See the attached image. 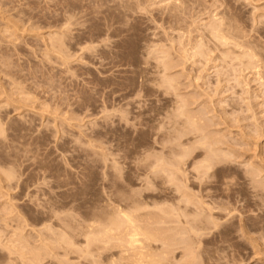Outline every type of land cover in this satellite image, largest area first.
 Returning a JSON list of instances; mask_svg holds the SVG:
<instances>
[{
    "label": "rangeland",
    "instance_id": "374dc122",
    "mask_svg": "<svg viewBox=\"0 0 264 264\" xmlns=\"http://www.w3.org/2000/svg\"><path fill=\"white\" fill-rule=\"evenodd\" d=\"M261 59L264 0H0V236L94 264L75 222L135 202L171 264H264Z\"/></svg>",
    "mask_w": 264,
    "mask_h": 264
},
{
    "label": "bare ground",
    "instance_id": "6f19581e",
    "mask_svg": "<svg viewBox=\"0 0 264 264\" xmlns=\"http://www.w3.org/2000/svg\"><path fill=\"white\" fill-rule=\"evenodd\" d=\"M177 2V1H176ZM145 6V5H144ZM85 11V10H84ZM229 21H230V19H229ZM231 23V22H230ZM179 24V23H178ZM212 24V23H211ZM215 24V23H214ZM224 24H226V23H224ZM232 24V23H231ZM220 25V24H219ZM230 24H228L227 26H229ZM6 26V25H5ZM216 26V25H215ZM221 26V25H220ZM222 26H224V25H222ZM226 26V27H227ZM231 27H233L232 25H231ZM217 28V27H216ZM179 29V28H178ZM221 29V28H220ZM224 29L225 30H229L228 28L226 29L225 27H224ZM224 29L222 30V31H224ZM217 30H218V32H217ZM216 30V32L219 34V31H221V30H219V29H217ZM214 31V30H213ZM221 31V32H222ZM229 31H231V30H229ZM216 32H214V33H216ZM232 32H235V31H232ZM212 35H213V33H211ZM210 34V35H211ZM222 34H225V32H222ZM13 35V34H12ZM219 35H221V34H219ZM226 35V34H225ZM222 36V35H221ZM213 37V36H212ZM227 37V35L226 36H224V41H228L229 39H231V38H229V39H227L226 38ZM218 38H221L220 36L218 37ZM218 38H215L217 41L219 40ZM234 38V37H233ZM222 39V38H221ZM227 39V40H226ZM233 40V39H232ZM234 40H236V39H234ZM59 41V40H58ZM219 41H221V40H219ZM231 41V40H230ZM237 41V40H236ZM235 41V42H236ZM65 43V42H64ZM203 43V42H202ZM227 43V42H226ZM234 43V42H233ZM230 44H232V43H229V45ZM239 44V43H238ZM221 45H223V44H221ZM226 45H228V44H226ZM225 45V46H226ZM235 45V44H234ZM242 45V44H241ZM203 46V45H202ZM224 46V45H223ZM238 46V45H237ZM243 46V45H242ZM59 47V46H58ZM234 47V46H233ZM248 47V46H247ZM255 47V46H254ZM201 49V48H200ZM260 49V48H259ZM262 49V48H261ZM186 50V49H185ZM203 50V49H202ZM231 51V50H230ZM256 52V51H255ZM261 54V53H260ZM263 54V53H262ZM251 55V54H250ZM256 55H258V53H256ZM228 56V55H227ZM261 56V55H260ZM263 56V55H262ZM244 57H245V54H244ZM243 57V58H244ZM261 58V57H260ZM252 60V59H251ZM262 60V59H261ZM262 61H264V60H262ZM262 65V64H261ZM264 70V69H263ZM264 72V71H263ZM261 74V73H260ZM262 74H264V73H262ZM263 76V75H262ZM170 82H172V81H170ZM171 84V83H170ZM184 113V112H183ZM182 113V114H183ZM188 114V113H187ZM191 115V114H190ZM187 116V115H186ZM198 116V115H197ZM196 116V117H197ZM191 117V116H190ZM188 118V117H187ZM192 118V117H191ZM190 118V119H191ZM200 118V117H199ZM193 119H196V118H193ZM193 119H191V120H193ZM2 120V119H1ZM189 121V120H188ZM194 121V120H193ZM196 121V120H195ZM190 122H192V121H190ZM188 123V122H187ZM195 123V122H194ZM2 124V123H1ZM190 124H192V123H190ZM3 125V124H2ZM2 125H0V126H2ZM185 125H186V123H185ZM194 125V124H193ZM177 126V125H176ZM191 126V125H190ZM194 128V127H193ZM197 128V127H196ZM24 131V130H23ZM196 131V130H195ZM198 131H201V130H199L198 129ZM1 132V131H0ZM205 134V133H204ZM207 134V133H206ZM195 136V135H194ZM208 138H210V137H208ZM130 141V140H129ZM125 143V142H124ZM184 150H186V149H184ZM187 151H189V150H187ZM220 152V151H219ZM15 153V152H14ZM213 153V152H212ZM162 154V153H161ZM217 155V154H216ZM215 155V156H216ZM146 156V155H145ZM144 156V158L143 159H145V158H147V157H145ZM208 156V155H207ZM139 157V156H138ZM169 157V156H168ZM170 158V157H169ZM180 159V158H179ZM145 161V160H144ZM163 161V160H162ZM171 161V160H170ZM213 161V160H212ZM211 161V162H212ZM217 161V160H216ZM221 161V160H220ZM141 162H143V161H141ZM151 162V161H150ZM161 162V161H160ZM202 162V161H201ZM205 162H207V164H208V160H205ZM167 163V162H166ZM200 163V162H199ZM175 164V163H174ZM154 165V164H153ZM157 165V164H156ZM167 165H168V163H167ZM171 165V164H170ZM170 165H168V166H170ZM13 166V165H12ZM161 166V165H160ZM165 166V165H164ZM175 166V165H174ZM173 166V167H174ZM204 166V165H203ZM209 166H212V165H209ZM131 167V166H130ZM136 167V166H135ZM172 167V168H173ZM176 167V166H175ZM212 167H214V166H212ZM15 168V167H14ZM114 168V167H113ZM154 168V167H153ZM171 168V167H170ZM211 167H209V169H210ZM116 169V168H115ZM138 169H139V167H138ZM151 169V168H150ZM155 169H157V167L155 168ZM206 169V168H205ZM208 169V170H209ZM212 169V168H211ZM210 169V170H211ZM12 170V169H11ZM14 170V169H13ZM130 170H131V168H130ZM133 170V169H132ZM177 170V169H176ZM182 170V169H181ZM180 170V171H181ZM208 170H206L207 172H208ZM254 170V169H253ZM256 170H258V169H256ZM3 171V170H2ZM9 171V170H8ZM17 171V170H16ZM138 171V170H137ZM259 171V170H258ZM15 171H13V174H15L14 173ZM134 172V171H133ZM148 172V171H147ZM212 172V171H211ZM218 171H216V173H217ZM257 172V171H256ZM260 172V171H259ZM6 173H8V172H6ZM17 173H19V172H17ZM121 173V172H120ZM181 173H183V172H181ZM180 173V174H181ZM199 173V172H198ZM205 173V172H204ZM261 173V172H260ZM9 174V173H8ZM129 174H131V173H129ZM144 174V173H143ZM178 174V173H177ZM252 174V173H251ZM259 174V173H258ZM2 175V174H1ZM176 175V174H175ZM209 175H211V174H209ZM213 175V174H212ZM9 176H11V175H9ZM172 176V175H171ZM249 176V175H248ZM251 176V175H250ZM8 177V176H7ZM148 177V176H147ZM160 177V176H159ZM3 178V177H2ZM17 178V177H16ZM176 178V177H175ZM253 178V177H252ZM257 178V177H256ZM8 179H12V178H8ZM14 179V178H13ZM130 179V178H129ZM128 179V181H129V183L131 184V181ZM148 179V178H147ZM250 179H251V177H250ZM249 179V180H250ZM0 180H3V179H0ZM132 180V179H131ZM151 180V179H150ZM162 180V179H161ZM173 180V179H172ZM178 180V179H177ZM188 180V179H187ZM256 181L257 182V180L256 179H253V181ZM156 181V180H155ZM155 181H153V182H155ZM182 181V180H181ZM251 181V180H250ZM253 182V184H255L256 182ZM1 182V181H0ZM10 182V181H9ZM28 182V181H27ZM132 182H135V180L133 181L132 180ZM1 183H4V182H1ZM149 183V182H148ZM142 184V183H141ZM150 184H153V183H150ZM183 184V183H182ZM186 184V183H185ZM251 184V183H250ZM27 185V184H26ZM154 185V184H153ZM178 185V184H177ZM257 185H260V184H258L257 183ZM149 186V185H148ZM148 186H146V187H148ZM152 186V185H151ZM150 186V187H151ZM1 187V186H0ZM6 187V186H5ZM162 187V186H161ZM22 188V187H21ZM176 188V187H175ZM181 188V187H180ZM185 188V187H184ZM12 189V188H11ZM147 189V188H146ZM187 189H188V187H187ZM258 189H261V187L260 188H258ZM157 190V189H156ZM177 190H178V188H177ZM256 190V189H255ZM105 191V190H104ZM134 191V190H133ZM179 191H181V190H179ZM262 191V190H261ZM2 192H4V191H2ZM182 192V191H181ZM105 193V192H104ZM1 194V193H0ZM4 194V193H3ZM152 194L153 195H157V194H154V193H151L150 195L152 196ZM169 194V193H168ZM256 194H260V191L258 192V193H256ZM33 195H35V194H33ZM112 195V197H114V195L113 194H111ZM134 195V194H133ZM149 195V194H148ZM201 195V194H200ZM262 195V194H261ZM263 195H264V193H263ZM137 196H141V195H137ZM161 196V195H160ZM182 196H184V195H182ZM106 197V196H105ZM149 197V196H148ZM146 195H145V197L144 198H148ZM165 197V196H164ZM199 197H201V198H203L202 197V195L201 196H199ZM257 197V196H256ZM34 198V197H33ZM109 198V197H108ZM133 198V197H132ZM132 198H129L128 200H130V199H132ZM136 198V197H135ZM154 198V197H153ZM153 198L151 199L150 197H149V199H151V200H153ZM158 199V196L157 197H155L154 199ZM162 198V197H161ZM166 198H167V196H166ZM177 198V197H176ZM178 198H180V197H178ZM195 198V197H194ZM163 200H166V201H168V199H164V198H162ZM173 199V198H172ZM183 199H186V198H182V200L181 199H179L178 201H180V202H183ZM106 200V199H105ZM109 200H110V198H109ZM112 200H114L113 198H112ZM133 200V199H132ZM132 200H131V202H132ZM134 200H138V198L137 199H134ZM141 200V202H142V199H140ZM139 200V201H140ZM145 200H147V199H145ZM163 200H161V201H163ZM173 200H175V199H173ZM194 200H196V199H194ZM201 200V199H200ZM210 200H212L213 201V199H210ZM12 201V200H11ZM104 201V200H103ZM111 201V200H110ZM117 201V200H116ZM138 201V202H139ZM149 200H147L146 201V203L148 202ZM204 201V200H203ZM105 202H108L107 200L105 201ZM118 202V201H117ZM186 202H190L189 200L188 201H186ZM208 202V201H207ZM206 202V203H207ZM213 202H215V200L213 201ZM213 202H211V204L213 203ZM118 203H123V202H121V201H119ZM118 203H116V202H110L109 203V211L107 210V212L103 215V216H100L101 217V219H99V218H97V219H92V218H84L83 219V221L81 220H78V222H75V224L77 223L78 224V228H79V233L78 234H80V236H83L84 237V241H85V248H86V253H88L87 254V256H93L94 257V259L92 258L91 260H93V263L94 264H171L168 260H167V257H168V255H169V251H168V249H169V247H173V246H170V244H169V239L168 238H166V237H164V238H161V236L158 234V232H157V229L155 230V229H150V227L148 228L144 223V215H146V214H148L147 212H146V214H142V213H140V208H141V206H139V205H136L135 204V202H133L132 204L131 203H129L128 204V206L126 205H124V206H121V204H118ZM137 203V202H136ZM169 203V202H168ZM171 203H172V201H171ZM170 203V204H171ZM197 203H201L200 201L199 202H196V204ZM138 204H140V203H138ZM151 204V203H150ZM150 204H148L149 206H147V208L148 207H150ZM154 204V203H153ZM159 204H161V203H159ZM170 204L168 205V206H170ZM175 204V203H174ZM195 204V206H200V205H196ZM258 204V203H257ZM9 205V204H8ZM144 205H146L145 203H144ZM163 206L162 207H164V206H166V205H164V204H162ZM182 205V204H181ZM189 205V203H187V206ZM201 205H207V206H210V202H209V204H204V202L201 204ZM213 205V204H212ZM212 205H211V207H212ZM14 206V205H13ZM152 206H158V205H152ZM159 206H161V205H159ZM174 206H175V209H176V207H178L179 206V204H178V206H176V205H171L170 207H173L174 208ZM213 206H216L215 204L213 205ZM36 207V206H35ZM103 207H105L104 206V204H103ZM103 207H101V208H103ZM162 207H160V208H162ZM182 207L184 208V205H182ZM193 207V206H192ZM259 207V206H258ZM1 208V207H0ZM38 208V207H37ZM106 208H108L107 206H106ZM106 208H104V210H106ZM164 208H167V207H164ZM179 209H181L180 207H178ZM186 208V207H185ZM195 207H193L192 209H194ZM146 209V208H145ZM169 209H171V208H169ZM187 209H189L188 207L186 208V209H183V213H184V210H186V211H188ZM191 209V208H190ZM198 209H205V207L204 208H198ZM209 209V208H208ZM210 209H212V208H210ZM262 209V208H261ZM260 209V210H261ZM14 210H16V209H14ZM147 210V209H146ZM174 210V209H173ZM215 210V209H214ZM214 210H213V212L212 213H214ZM63 211V210H62ZM163 211L165 212L166 210H164L163 209ZM162 211V212H163ZM176 211H178V210H176ZM190 211V210H189ZM188 211V212H189ZM192 211V210H191ZM193 211H195V210H193ZM199 211V210H198ZM203 211H206V210H203ZM209 211H211V210H209ZM7 212V211H6ZM11 212H13V211H11ZM10 212V213H11ZM143 212V211H142ZM167 212V211H166ZM171 212V211H170ZM170 212H167V213H170ZM174 212V211H173ZM262 212H263V210H262ZM261 212V213H262ZM21 213V212H20ZM98 213H100V212H98ZM158 213L160 214V212L158 211ZM178 213V212H177ZM179 213H182L181 211H179ZM178 213V214H179ZM182 213V214H183ZM187 213V212H186ZM189 213H192V212H189ZM194 213H196V212H194ZM199 213H201V212H199ZM198 213V214H199ZM205 213V212H204ZM209 213V212H208ZM173 215H174V213H172ZM178 214H176L175 216H183V215H178ZM215 214H217V212L216 213H214V218H216L215 216H219V214H217V215H215ZM262 214H264V212L262 213ZM261 214V215H262ZM25 215V214H24ZM27 215V214H26ZM44 215V214H43ZM58 215V214H57ZM85 215H87V214H85ZM166 215H168V214H166ZM212 215H210V216H212ZM6 216V215H5ZM18 216V215H17ZM46 216V215H45ZM147 216V215H146ZM197 216V215H196ZM203 216H205V215H203ZM260 216V215H259ZM264 216V215H263ZM7 217V216H6ZM33 217V216H32ZM39 217V216H38ZM74 217V216H73ZM84 217V216H83ZM87 217V216H86ZM157 217V216H156ZM161 217V216H160ZM261 217V216H260ZM1 218H3V217H1ZM0 218V219H1ZM20 218V217H19ZM25 218V217H24ZM75 218V217H74ZM148 218H151V217H149L148 216ZM169 218H173V217H171V216H169ZM177 218V217H176ZM189 218V217H188ZM192 218V217H191ZM191 218H189V219H191ZM198 218V217H197ZM197 218H193V219H197ZM203 218V217H202ZM218 219H219V217H217ZM264 218V217H263ZM5 219V218H4ZM9 219V218H8ZM39 219V218H38ZM37 219V220H38ZM179 219V218H178ZM185 219V218H184ZM2 220V219H1ZM6 220V219H5ZM75 219H73L72 221H74ZM147 220V219H146ZM160 220V219H159ZM168 220V219H167ZM172 220V219H171ZM176 219H174L173 221H175ZM201 220V219H200ZM202 220H204V219H202ZM206 220H208V219H206ZM205 220V221H206ZM214 220V219H213ZM261 221H263L262 219H260ZM14 221V220H13ZM13 221H6V223L8 224V222H9V224L11 223V222H13ZM22 221H24V222H26L25 220H22ZM51 221V220H50ZM149 221H150V219H149ZM163 221H164V218H163ZM168 221H170V220H168ZM168 221H165V222H168ZM177 221V220H176ZM187 221V220H186ZM204 221V222H205ZM148 222V221H147ZM159 222V221H158ZM171 222V221H170ZM185 222V221H184ZM193 222V224H194V222H196V220H194V221H192ZM210 222V221H209ZM214 222H215V220H214ZM0 223H2V221H0ZM14 223H16V222H14ZM27 223V222H26ZM181 223H183V222H181ZM191 223V222H190ZM189 223V224H190ZM205 223H208V222H205ZM216 223V222H215ZM230 223V222H229ZM3 224V223H2ZM8 224V227L11 225H9ZM19 224V223H18ZM147 224V223H146ZM150 225H152V223L150 222L149 223ZM158 224V223H157ZM166 224H168V223H166ZM174 224V223H173ZM193 224H191V225H193ZM202 224H204L203 222H202ZM210 224L212 225V222H210ZM216 224H218V223H216ZM224 224H227L226 222L224 223ZM231 224V223H230ZM1 225V224H0ZM24 225H26V224H24ZM159 225H161V226H163V225H165V224H159ZM169 225V224H168ZM179 225H181V224H179ZM184 225L185 224H182V226L184 227ZM188 225V224H187ZM195 225V224H194ZM197 226H200V225H198V224H196ZM207 226H209L208 224H206ZM210 225V226H211ZM218 225H220L221 226V224H218ZM241 225V224H240ZM254 225L256 226V223H254ZM2 226H5V224L4 225H2ZM2 226H0V227H2ZM19 226V225H18ZM27 226H28V224H27ZM29 226H30V224H29ZM60 226V225H59ZM72 226V225H71ZM155 226V225H154ZM176 226V225H175ZM197 226H194V227H196L197 229H198V227ZM217 226V225H216ZM229 226V225H228ZM227 226V228H225L224 226H222L223 228H225V229H229V227ZM230 226H232V225H230ZM6 227V226H5ZM22 227V226H21ZM23 227H25V226H23ZM46 227V226H45ZM52 227V226H51ZM156 227V226H155ZM160 227V226H159ZM172 227V226H171ZM179 227V226H178ZM177 227V229H181V228H178ZM188 227H190V226H188ZM257 227V226H256ZM14 228V227H13ZM46 228H49V226L48 227H46ZM59 228H61V227H59ZM157 228V227H156ZM186 228V227H185ZM191 228V227H190ZM201 228H202V226H201ZM252 228H253V226H252ZM251 228V229H252ZM255 228V227H254ZM0 229H3V228H0ZM6 229V228H5ZM8 229V228H7ZM6 229V230H7ZM12 228H9V230H11ZM15 229V228H14ZM50 229V228H49ZM53 229V228H52ZM165 229H166V227H165ZM172 229V228H171ZM173 229H175V230H177L176 228H173ZM173 229H172V231H173ZM192 229V228H191ZM220 229H222L221 227H220ZM232 229V227H230V229L229 230H231ZM247 229V228H246ZM250 229V230H251ZM256 229V228H255ZM8 230V231H9ZM160 230V229H159ZM158 230V231H159ZM170 230V229H169ZM181 230H184V229H181ZM193 230V231H192ZM191 230V232H194V233H197L196 231H194L195 230V228L194 229H192ZM209 230V229H208ZM233 230V229H232ZM231 230V231H232ZM241 230V229H240ZM3 231H5V230H3ZM14 231V230H13ZM16 231L18 232L19 231V229H16ZM21 231V230H20ZM47 231H49V230H47ZM180 231V230H179ZM179 231H177L178 233H180ZM190 230H188L187 232H189ZM198 231V230H197ZM201 231H203V230H201ZM201 231H198V232H201ZM223 232H220V230L219 231H217V234L219 233V235H220V237L222 238L224 235H226V237L224 236L223 237V239L224 238H227L228 236V239L230 238V236H231V232H230V235H228L229 233H227V234H225V232H224V230H222ZM1 233H2V231H0ZM7 232V231H6ZM5 232V233H6ZM23 232H24V230H23ZM39 232H41V231H39ZM63 232H64V230H63ZM75 232V231H74ZM165 232L167 233L168 231H166L165 230ZM182 232H184V231H182ZM190 232V233H191ZM227 232H229V231H227ZM13 233H15V232H13ZM50 233V232H49ZM54 233V232H53ZM177 233V234H178ZM189 233V234H190ZM202 233V232H201ZM216 233V232H215ZM221 233H224L223 234V236L221 235ZM42 234V233H41ZM65 234V233H64ZM68 234V233H67ZM163 234V233H162ZM184 234V233H183ZM214 234V233H213ZM217 234H215V236L217 235ZM5 235H7V234H5ZM4 235V236H5ZM9 235V234H8ZM14 235V234H13ZM18 235V233L16 234V236ZM33 236V235H32ZM39 236V235H38ZM59 236V235H58ZM167 237H168V234L166 235ZM169 236H171V234L169 235ZM190 236V235H189ZM193 236V234H191V238H193L192 237ZM215 236H213V237H215ZM218 236V235H217ZM216 236V237H217ZM7 237V236H6ZM21 237V236H20ZM26 238V236H23V238ZM44 237V236H43ZM173 237H176V236H173ZM178 237V236H177ZM197 237V236H196ZM196 237H195V239H196ZM202 237V236H201ZM201 237H199V238H201ZM219 237V238H220ZM23 238H14L12 235L10 236V237H7V238H4V237H2V236H0V244H3V245H0V246H5L7 249H8V251H9V255H14L15 257L13 258V261L10 263V264H44V263H42V262H44V261H42L43 259H44V257L45 256H47V255H43V253H45V252H37V251H35V248L33 247H31V246H29L28 244H27V242L23 239ZM63 238V237H62ZM71 238V237H70ZM182 238V237H181ZM217 239V242H218V240H220L221 242H220V244H224V243H222L223 241H222V239L220 238V239ZM27 239V238H26ZM46 240H48L47 238H45ZM65 239V238H64ZM172 239V238H171ZM189 238H187L186 240H188ZM202 239V238H201ZM211 239H212V237H211ZM216 239V238H215ZM228 239H224L225 240V242H226V240H228ZM27 240H29V239H27ZM42 240V239H41ZM58 240V239H57ZM69 240V239H68ZM180 240V239H179ZM208 240V239H207ZM214 240V239H213ZM42 241H45V240H42ZM49 241V240H48ZM63 241H65V240H63ZM160 242L161 241V245H162V247L164 248L163 250H161L160 249V244L157 246V244H155V243H157V242ZM172 241H174V240H172ZM193 241V240H192ZM199 241H201V243H199V244H203V243H205L206 242V239L202 242V240H199ZM210 240H208V242H209ZM30 242H31V244H32V241L30 240ZM50 242V241H49ZM67 242H71V241H67ZM174 242H176V241H174ZM187 242V241H186ZM210 242H212V241H210ZM210 242L208 243V244H210ZM36 243V242H35ZM75 243H76V241H75ZM74 243V244H75ZM176 243H178V242H176ZM175 243V244H176ZM182 242H180V244H181ZM183 243H185V242H183ZM195 243V242H194ZM40 244V243H39ZM174 244V243H173ZM198 244V245H199ZM206 244V243H205ZM204 244V245H205ZM38 245V244H37ZM42 245H44V242H43V244ZM45 245H46V243H45ZM44 245V246H45ZM76 245V244H75ZM77 245H79V244H77ZM183 245H185V244H183ZM191 245H193V243L191 244ZM34 246H36L35 244H34ZM43 246V247H44ZM71 246H73L72 244H71ZM83 246V245H82ZM94 246V247H93ZM177 246V245H176ZM218 246V245H217ZM220 246V245H219ZM218 246V247H219ZM5 247L3 248V247H0L1 249H5ZM46 247V246H45ZM47 247H48V245H47ZM47 247H46V249H47ZM62 247V246H61ZM69 247V246H68ZM81 247V246H80ZM187 247V246H186ZM189 248L190 247H192V246H188ZM195 247V246H194ZM197 247H200V246H197ZM217 247V248H218ZM40 248H42V247H40ZM50 248V247H49ZM48 248V250H50ZM78 248V247H77ZM82 248H84V247H82ZM196 248V247H195ZM201 248V247H200ZM220 249H221V246L219 247ZM0 249V250H1ZM7 249L6 250H4V251H6V253H7ZM38 249H39V247H38ZM45 249V250H46ZM172 249V248H171ZM201 249H203V248H201ZM37 250V249H36ZM42 250H44V249H42ZM47 250V251H48ZM83 250H85V249H83ZM158 250H160V251H162L160 254L158 253ZM185 250H188V248H186ZM190 250H193L192 248H190ZM3 251V250H2ZM39 251H41L40 249H39ZM52 251V250H51ZM104 251H107V253L105 254V252ZM159 251V252H160ZM170 251H172V250H170ZM209 251V250H208ZM214 251V253L213 254H215V253H217V252H215V251H217V250H213ZM49 253H51L50 251H48ZM53 252V251H52ZM82 252V251H81ZM85 253V252H84ZM172 253V252H171ZM187 253V252H186ZM189 253H192L191 251H189ZM210 253V252H209ZM45 254H47V253H45ZM103 254H105V255H103ZM188 254V253H187ZM193 254H196V251L193 253ZM199 254V253H198ZM213 254H208L207 256H212ZM7 255H8V253L6 254V256L5 257H7ZM202 255V254H201ZM44 256V257H43ZM59 256V255H58ZM84 256V255H83ZM103 256V257H102ZM192 256V255H191ZM196 255H194V257H195ZM214 256V255H213ZM91 257H89V259L91 258ZM169 257H170V255H169ZM194 257H191V259H193ZM210 257L209 258H207V259H210ZM220 257V256H219ZM222 257H224V256H222ZM9 258V257H8ZM45 258H48V257H45ZM65 258V257H64ZM66 258H68V257H66ZM87 258V257H86ZM103 258V259H102ZM179 258H181V257H179ZM185 258V257H184ZM183 258V259H184ZM196 258V257H195ZM212 258V257H211ZM176 259H178V258H176ZM47 259H45V261H46ZM53 260V259H52ZM172 260V259H171ZM170 260V261H171ZM190 260V259H189ZM189 260H188V262H189ZM65 261H67V260H65ZM178 261H180V260H178ZM210 261V260H209ZM220 261V260H219ZM183 262V261H182ZM192 262V261H191ZM174 263H177V262H174ZM179 263V262H178ZM177 263V264H178ZM185 263V262H184ZM68 264V263H67ZM79 264V263H78ZM190 264V263H189ZM193 264H196V263H193ZM214 264V263H213ZM218 264V263H217Z\"/></svg>",
    "mask_w": 264,
    "mask_h": 264
}]
</instances>
